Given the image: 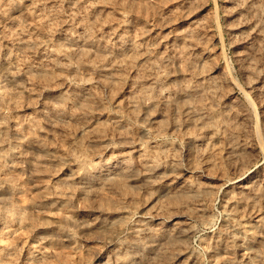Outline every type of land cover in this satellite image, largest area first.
I'll use <instances>...</instances> for the list:
<instances>
[{
	"label": "rangeland",
	"instance_id": "1",
	"mask_svg": "<svg viewBox=\"0 0 264 264\" xmlns=\"http://www.w3.org/2000/svg\"><path fill=\"white\" fill-rule=\"evenodd\" d=\"M0 264H264V0H0Z\"/></svg>",
	"mask_w": 264,
	"mask_h": 264
}]
</instances>
